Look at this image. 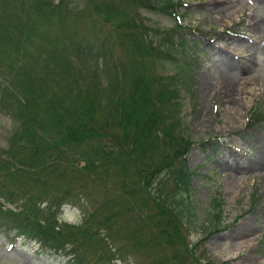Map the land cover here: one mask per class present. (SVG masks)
Wrapping results in <instances>:
<instances>
[{
  "label": "trees",
  "instance_id": "16d2710c",
  "mask_svg": "<svg viewBox=\"0 0 264 264\" xmlns=\"http://www.w3.org/2000/svg\"><path fill=\"white\" fill-rule=\"evenodd\" d=\"M72 2L0 0V109L16 123L0 153V232L71 264H209L206 239L187 240L178 80L154 69L172 48L141 16L176 17L177 2ZM66 205L78 224L58 222ZM213 217L205 228L218 230Z\"/></svg>",
  "mask_w": 264,
  "mask_h": 264
},
{
  "label": "rangeland",
  "instance_id": "374dc122",
  "mask_svg": "<svg viewBox=\"0 0 264 264\" xmlns=\"http://www.w3.org/2000/svg\"><path fill=\"white\" fill-rule=\"evenodd\" d=\"M174 1L176 17L155 11L141 16L160 31L156 41L172 48L174 60L154 69L178 80V133L192 143L184 195L193 208L187 240L194 245L206 239L200 253L209 264H264V0ZM113 53L119 56L117 48ZM52 81L40 77L46 87ZM15 128L0 109V153ZM219 211L218 230L205 228ZM60 213L59 223L82 219L78 207L66 205ZM14 235L0 232V264H71L63 252L12 241Z\"/></svg>",
  "mask_w": 264,
  "mask_h": 264
}]
</instances>
